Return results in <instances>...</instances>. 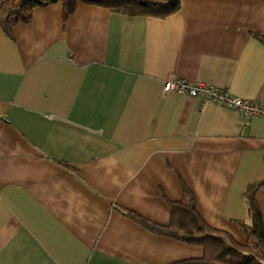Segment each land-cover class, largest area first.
<instances>
[{
  "label": "crops",
  "instance_id": "crops-1",
  "mask_svg": "<svg viewBox=\"0 0 264 264\" xmlns=\"http://www.w3.org/2000/svg\"><path fill=\"white\" fill-rule=\"evenodd\" d=\"M264 0H181L166 17L77 2L0 25V264H183L166 226L183 183L210 225L264 228V116L177 91L201 80L264 105Z\"/></svg>",
  "mask_w": 264,
  "mask_h": 264
},
{
  "label": "trees",
  "instance_id": "trees-1",
  "mask_svg": "<svg viewBox=\"0 0 264 264\" xmlns=\"http://www.w3.org/2000/svg\"><path fill=\"white\" fill-rule=\"evenodd\" d=\"M79 1L124 14L157 17H166L175 12L181 3V0H0V25L9 31L15 23L29 21L35 6H46L55 2L62 4V15L66 19ZM254 35L264 43V35ZM259 184L250 185L246 191L251 221L241 223L247 237L244 243L237 241L228 231L214 227L203 219L197 211L194 194L185 183L181 199L170 202L171 219L168 225H157L132 211H128V214L149 228L201 245L202 256L184 260L183 264H264L263 220L252 195L253 189Z\"/></svg>",
  "mask_w": 264,
  "mask_h": 264
},
{
  "label": "built area",
  "instance_id": "built-area-1",
  "mask_svg": "<svg viewBox=\"0 0 264 264\" xmlns=\"http://www.w3.org/2000/svg\"><path fill=\"white\" fill-rule=\"evenodd\" d=\"M163 91H177L189 96H199L203 101L217 102L243 117L264 116V105L261 103L232 94L222 87L201 80L190 81L182 77L167 78L163 84Z\"/></svg>",
  "mask_w": 264,
  "mask_h": 264
}]
</instances>
